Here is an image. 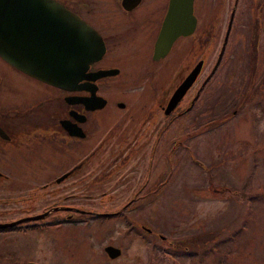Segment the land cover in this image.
Returning a JSON list of instances; mask_svg holds the SVG:
<instances>
[{
  "label": "flooded vegetation",
  "instance_id": "af4514ba",
  "mask_svg": "<svg viewBox=\"0 0 264 264\" xmlns=\"http://www.w3.org/2000/svg\"><path fill=\"white\" fill-rule=\"evenodd\" d=\"M51 1L70 17H77L99 37L103 50L84 72L108 69L111 73L91 81L80 79L75 88L63 89L15 68L0 57V223L46 212L39 219L0 228V264H46L41 251V259L25 257L27 249L21 246L20 239L31 232L42 233L72 222L86 224L89 231H97L95 225L100 224L104 229L111 219L116 220L113 228L123 226V233L142 238L145 244L172 255L166 248L172 246V241L156 230V223L147 214L151 206L144 202L153 195L160 200L166 179L169 181L172 176L179 180L175 171L181 160L180 151L186 155L183 159L200 166L202 161L197 157L193 137L210 128L213 121L218 126L232 119L245 105L253 139L259 138L256 118L262 117L264 125V59L261 65L256 52L257 41L253 39V44H247L250 35L240 36L246 44L241 69L244 79L234 73L233 65L228 64L230 58L224 60L229 41L237 38L230 33V28L239 0L232 1L228 16L232 6L233 14L227 36L224 37L228 17L217 54L206 72H203L204 56L199 53L193 62L185 63L183 47L179 44L182 38L198 37L195 0H192L193 29L185 35H177L159 57L152 56L153 45L168 0ZM36 6L45 8V5ZM36 6L25 5L16 16L15 31L22 33L28 55L44 49L47 38H61V31L56 33L51 27L52 21L46 20L45 12L31 11ZM70 38L72 41V30ZM68 47L73 57V42ZM176 57H179L178 69L172 74L168 65ZM195 66L194 77L175 105L165 112L168 98ZM217 74L221 75L220 82L216 81L215 87L205 88ZM116 76L119 79H115ZM112 81H115L113 94L107 90V83ZM77 86L83 88L77 89ZM90 91L103 99L100 107L88 108L74 100L89 96ZM211 101L215 109L201 114L202 107ZM93 103L88 102V105L93 106ZM110 105L119 111L110 112ZM177 125L183 135L179 139ZM255 147L264 148V144H255ZM211 162L205 170L216 166V161ZM209 175L212 180L213 174ZM205 187L208 191V184ZM38 200L52 201L37 207L35 201ZM59 200L72 203L61 204ZM73 200H102L103 203L114 200V209H81L73 206ZM116 229L115 234L104 229L103 236L91 249L99 253L102 261L114 260L123 253ZM197 235L196 232L187 236L184 233V239L175 244L181 248L174 249L187 257L202 253V245L197 240L201 238ZM106 247L116 249L117 254L110 256Z\"/></svg>",
  "mask_w": 264,
  "mask_h": 264
},
{
  "label": "rangeland",
  "instance_id": "374dc122",
  "mask_svg": "<svg viewBox=\"0 0 264 264\" xmlns=\"http://www.w3.org/2000/svg\"><path fill=\"white\" fill-rule=\"evenodd\" d=\"M232 1L195 0L199 22L196 28L198 37L188 36L179 43L183 47L185 63L193 62L200 53L205 60L203 72L207 71L217 54ZM235 10L230 33L237 38L229 41L224 60L230 58L228 64L233 65L234 73L244 79L241 69L246 44L242 42L241 35H250L247 44H253V39L257 41L256 52L261 65L264 59V0H239ZM178 59L176 57L168 65L172 74L178 69ZM161 69L163 72L162 67ZM115 79L119 77L116 76ZM221 79V75L217 74L205 88L215 87ZM114 88L115 81L107 83V90L112 94ZM202 108L204 110L201 114H209L215 109L214 102L211 101ZM109 110L119 111L116 107L111 108V105ZM248 114L249 110L245 105L232 119L224 120L218 126L213 121L210 128L195 135L193 146L197 148L201 165L183 159L186 155L180 151L181 160L178 162V171H175L179 180L172 176L169 181L166 179V189L160 195V200L159 196L153 195L149 201L144 202L148 207L151 206L147 214L156 223V230L172 241V246L166 247L172 251V255L164 253V249L145 244L142 238L123 233V226L113 228L116 220L111 219L104 229L113 234L117 230V240L121 241L123 251L119 258L102 261L98 252H92L91 249L103 236V226L98 223L100 227L94 226L97 231H89L86 224L72 222L69 226H58L42 233L31 232L20 239L21 246L27 249L26 259H41L43 252L46 264H264V148L255 147V144H264V125L262 117H257L256 127L261 131L257 130L256 133L260 139H253ZM179 125L176 126L177 139L183 136L180 135ZM211 161H216V166L205 170V166ZM209 173L213 174L212 180ZM206 184L209 186L208 191ZM51 201L38 200L35 205L45 206ZM59 202L72 203L71 200ZM101 203L102 200H73V206L81 209H114V200L103 203L104 205ZM194 232L201 238L197 240L202 245L203 252L193 257L183 256L175 250L181 248L175 244L184 239V233L187 236Z\"/></svg>",
  "mask_w": 264,
  "mask_h": 264
},
{
  "label": "water",
  "instance_id": "95a60500",
  "mask_svg": "<svg viewBox=\"0 0 264 264\" xmlns=\"http://www.w3.org/2000/svg\"><path fill=\"white\" fill-rule=\"evenodd\" d=\"M25 5H45V8L36 6V9H32L31 11L38 12L40 10L45 12L46 20L52 21L51 27H54L56 33L61 31V38L58 36L54 39L47 38L44 49L42 48L35 55L27 54L29 52L22 33L15 31L17 29L16 16L22 13ZM232 9L233 6L228 16L224 37L228 33L233 14ZM164 13L161 27L154 40L153 57L163 55L177 35H185L195 25V16L192 12V0H168V5ZM11 29L14 30L13 33ZM70 30L73 31L72 41L70 38ZM71 42H73V57L68 47ZM100 45L99 37L93 29L77 17H70L65 10L61 9L58 4L51 0H0V57L15 68L47 84L63 89H70L71 86L75 88L76 82L80 79L91 81L102 76V74L111 73V70L108 69H102L90 74L84 72L91 62L100 57V53L103 50L102 45ZM222 47L223 44L218 52L219 56L221 55ZM71 69H73L72 73ZM196 69L197 66L187 74V77L181 81L168 98L165 112L169 111L178 101L180 95L194 77ZM212 70L213 68L210 70V73ZM77 87V89L83 88L81 86ZM74 100L83 102L85 107L88 108L100 107L101 104L99 102H103V99L95 96L92 91H90L89 96L79 97ZM91 101H94L93 106L88 105V102ZM45 213L28 216L17 221L0 223V228L12 226L20 221L36 220L43 217ZM105 251L110 256L117 254V250L111 247H106Z\"/></svg>",
  "mask_w": 264,
  "mask_h": 264
}]
</instances>
